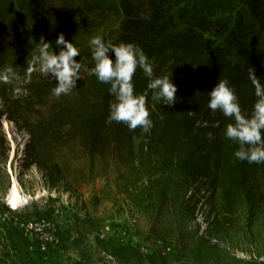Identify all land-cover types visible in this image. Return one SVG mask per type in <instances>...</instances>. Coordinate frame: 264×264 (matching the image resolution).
I'll return each instance as SVG.
<instances>
[{"label":"trees","instance_id":"16d2710c","mask_svg":"<svg viewBox=\"0 0 264 264\" xmlns=\"http://www.w3.org/2000/svg\"><path fill=\"white\" fill-rule=\"evenodd\" d=\"M60 34L80 52L76 59L83 68L77 87L52 102L47 115L35 119L25 116L26 107L42 106L39 101L52 94L55 81H31L34 102H24L22 111L18 102H8L7 95H0V125L6 116L29 135L22 168L37 165L49 185L56 187L67 168L57 164L55 156L67 142L77 140L88 158V174L96 159L107 156H114L124 166L137 163L146 169L145 185L129 194L136 207H143L156 188L164 198L169 182L176 179L186 192L180 200L184 228L179 231L178 255L188 254L197 264L213 257L217 253L214 246L204 240L191 244L184 236L188 234L185 222L193 218L198 203L195 192L190 196L187 192L200 180L213 190L221 188L229 198L244 197L247 202L256 201L262 193L258 176L264 175V164L235 158L239 146L223 134L234 121L219 111L213 113L207 101L218 79H227L242 111L251 113L257 99L249 79L251 68L264 86V0H0V71L11 67L26 76L41 36L52 44L50 51L58 53L55 40ZM93 36L114 44H138L152 62L154 74L168 75L177 86L172 106L163 100L153 104L151 94L146 97L153 122L149 132L106 123L113 97L108 93L109 85L90 75L94 62L88 44ZM133 83L140 95L148 80L137 70ZM4 87L0 84L2 94L6 93ZM208 133L215 139L208 140ZM87 173L81 170L82 181ZM0 214H10L24 223H53L59 247H63L65 234L54 222L51 206H34L18 213L0 202ZM88 223L95 229L101 226L99 221ZM150 235L170 245L160 231L151 230ZM96 243L121 264H170L168 259L143 253L130 243H118L115 236L98 235ZM235 264L245 262L235 260Z\"/></svg>","mask_w":264,"mask_h":264},{"label":"rangeland","instance_id":"374dc122","mask_svg":"<svg viewBox=\"0 0 264 264\" xmlns=\"http://www.w3.org/2000/svg\"><path fill=\"white\" fill-rule=\"evenodd\" d=\"M12 70L15 79L5 84L6 93H1L3 89L0 95H7L10 98L8 102H18L22 111L24 102H34L29 83L49 78L33 72L29 82L26 76ZM16 87L25 92L19 99L13 96ZM57 100L51 94L39 101L42 106L33 109L28 105L25 116L35 119L47 115L52 102ZM161 101L154 100L153 104H159ZM28 138L27 132L16 126L8 117L2 118L0 202L7 205L6 199L12 181L15 180L19 194L24 200L23 206L17 210L7 206L18 213L30 211L34 206L42 209L51 206L55 210L54 222L65 234V241L63 247L58 245L50 254H41L34 246L30 248L12 224L14 218L8 214L7 220L0 222V264H121L98 248L96 237L115 236L118 243L142 247L152 244L155 240V236L150 235L151 230L160 231L165 235L167 243L181 248L179 231L184 228V222L179 210L180 200L186 192L180 189L176 179L169 182L164 198L158 194L160 189L156 188L143 207H136L129 194L145 185L146 169L139 167L137 163L124 166L114 156H107L104 159H96L94 170L88 174L86 153L77 140H71L54 159L57 164L67 168V174L61 183L51 187L44 172L37 165H32L27 170L22 168ZM81 170L87 173L85 181H82ZM92 177L93 179H90ZM258 177L259 190L262 193L254 202H247L244 197L229 198L221 188L207 189V185L197 180L199 189L195 188V196L201 200L207 228L200 234L193 216L185 222V232L188 234L184 236L191 244L204 240L217 250L213 257L200 264H235V260H242L245 264H264V175L260 174ZM91 220L101 222L100 228L95 229L88 223ZM123 232L125 235H122ZM153 251H156L155 247ZM170 264L197 263H194L188 254L182 253Z\"/></svg>","mask_w":264,"mask_h":264},{"label":"clouds","instance_id":"9594fccd","mask_svg":"<svg viewBox=\"0 0 264 264\" xmlns=\"http://www.w3.org/2000/svg\"><path fill=\"white\" fill-rule=\"evenodd\" d=\"M55 44L59 52L50 51L52 44L41 36L31 61L28 62L26 77L30 82L33 72L41 73L55 81L52 95L59 99L69 95L77 87L83 65L77 61L79 49L60 34ZM94 62L90 75L105 85H109L108 93L113 99L109 102V114L106 123L123 124L129 131L142 129L145 133L153 127L150 112L146 107V97L151 94L154 100L165 101L172 106L176 102L177 86L168 75L156 76L152 62L141 46L135 43L106 42L100 36H93L88 44ZM137 70L143 72L148 80L143 94H136L133 78ZM172 76V75H171ZM15 79L12 68L0 73V83H10ZM249 79L255 88L256 101L251 113L243 112L234 87L227 79H218L213 89L208 92L207 108L213 113L219 111L230 118L223 130L224 136L238 144L234 156L240 162L248 164H264V86L261 85L255 69L249 70ZM25 92L20 87L13 90L14 98L19 99ZM3 101L0 100V108ZM208 140L215 139L212 133Z\"/></svg>","mask_w":264,"mask_h":264},{"label":"built area","instance_id":"2783aa9c","mask_svg":"<svg viewBox=\"0 0 264 264\" xmlns=\"http://www.w3.org/2000/svg\"><path fill=\"white\" fill-rule=\"evenodd\" d=\"M199 183H201V181H199ZM195 188L199 189L198 181H196L188 191L187 196H190L194 192L197 193ZM206 188L208 189V186H206ZM208 193H210V191H208ZM197 200L198 203L194 212V224H196L200 234H202V232H204L207 228V223L205 222V216L203 212L204 209L201 208V200L199 201L198 198ZM7 217L8 214H0V222H5ZM12 224L17 228L31 249L34 246L41 254H50L57 249L59 245V239L55 234V226L53 223L46 220L24 223L14 219ZM122 235H125V232H123ZM153 247L156 248L155 252L153 251ZM138 248L143 253L152 254L158 258H166L170 262L178 259L177 248L174 245H164L160 240L157 239L153 240L152 244L150 245L148 244Z\"/></svg>","mask_w":264,"mask_h":264},{"label":"bare ground","instance_id":"6f19581e","mask_svg":"<svg viewBox=\"0 0 264 264\" xmlns=\"http://www.w3.org/2000/svg\"><path fill=\"white\" fill-rule=\"evenodd\" d=\"M23 201L19 194L17 183L13 180L6 202L12 209L17 210L23 206Z\"/></svg>","mask_w":264,"mask_h":264},{"label":"water","instance_id":"95a60500","mask_svg":"<svg viewBox=\"0 0 264 264\" xmlns=\"http://www.w3.org/2000/svg\"><path fill=\"white\" fill-rule=\"evenodd\" d=\"M8 205V204H7ZM11 208V207H10ZM12 209V208H11ZM12 210H14V209H12Z\"/></svg>","mask_w":264,"mask_h":264}]
</instances>
